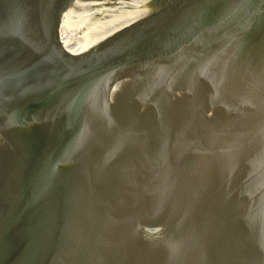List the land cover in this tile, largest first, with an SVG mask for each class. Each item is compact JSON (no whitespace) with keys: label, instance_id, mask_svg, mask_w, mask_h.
Here are the masks:
<instances>
[{"label":"water","instance_id":"obj_1","mask_svg":"<svg viewBox=\"0 0 264 264\" xmlns=\"http://www.w3.org/2000/svg\"><path fill=\"white\" fill-rule=\"evenodd\" d=\"M0 264H264V0H0Z\"/></svg>","mask_w":264,"mask_h":264}]
</instances>
